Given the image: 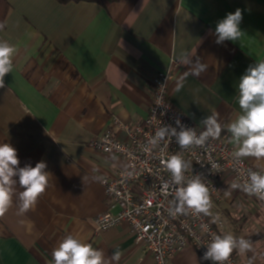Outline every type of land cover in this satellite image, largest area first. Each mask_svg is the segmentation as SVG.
Wrapping results in <instances>:
<instances>
[{
	"label": "crops",
	"instance_id": "1",
	"mask_svg": "<svg viewBox=\"0 0 264 264\" xmlns=\"http://www.w3.org/2000/svg\"><path fill=\"white\" fill-rule=\"evenodd\" d=\"M10 8L0 42L15 51L0 89V143L11 144L20 167L39 161L50 172L36 204L19 213L16 186L0 217V264H53L52 251L69 234L104 252L110 264H153L151 254L126 223L96 231L108 211L103 178L126 167L124 159L91 149L89 142L112 130L114 119L142 123L148 116L153 79L171 71L173 105L202 131L218 113L220 139L236 145L227 125L241 114L238 82L250 65L264 60V0H7ZM242 11L237 41L216 44L215 28L228 13ZM187 54L207 65L200 76L182 62ZM258 170L264 158L244 157ZM222 180L223 199L209 217H221L223 235L251 242L234 250L240 264H264V203ZM114 209L112 212L116 213ZM192 247L171 264H205Z\"/></svg>",
	"mask_w": 264,
	"mask_h": 264
},
{
	"label": "built area",
	"instance_id": "2",
	"mask_svg": "<svg viewBox=\"0 0 264 264\" xmlns=\"http://www.w3.org/2000/svg\"><path fill=\"white\" fill-rule=\"evenodd\" d=\"M171 78V71L160 72L154 77L153 100L142 123L127 124L114 119L115 126L125 133V138L108 129L88 145L100 153L119 156L126 163L116 176L105 177L101 181L108 211L95 218L96 231L126 223L135 240L151 254L153 264H171L173 257L187 247L194 248L202 257L211 236H223L225 226L221 217L212 219L191 209L171 214L172 188L179 186L173 185L171 173L160 163L162 158L180 154L191 163V168L184 172L182 184L186 185L188 180L199 175L209 190L210 207L223 199L222 180L227 175L236 184L243 185L249 170L264 172L244 157L236 158L235 148L220 138H209L202 147L190 146L186 149L176 144L175 137L166 136L158 144L151 143L157 130L165 125L176 127L179 131L176 118L181 124L194 128L197 135L201 133L200 128L173 105L169 93ZM213 163L219 166L218 169L212 168ZM165 182L170 185L167 196L161 191ZM259 200L264 203V200ZM114 209L118 211L112 212ZM205 264L212 262L205 261ZM224 264H240L235 251Z\"/></svg>",
	"mask_w": 264,
	"mask_h": 264
},
{
	"label": "clouds",
	"instance_id": "3",
	"mask_svg": "<svg viewBox=\"0 0 264 264\" xmlns=\"http://www.w3.org/2000/svg\"><path fill=\"white\" fill-rule=\"evenodd\" d=\"M243 16L241 9L234 13H228L220 20L215 28L216 44L225 41H237L243 35L239 25ZM2 27V25H0ZM15 49L7 42H0V89L5 88V76L12 70V56ZM182 62L190 66L191 74L200 76L207 70V65L201 63L197 57L195 61L187 54L182 57ZM238 104L241 114L227 125V131L236 145L234 153L236 158L255 157L264 158V60L250 65L238 82ZM205 130L197 135L194 128L181 124L179 118L175 123L179 128L165 125L157 130L152 144H158L167 137H175L176 144L181 149L190 146L202 147L209 138H219L223 130L218 121V113L205 117L202 121ZM161 165L172 176V188L174 199L170 208L171 214L185 213L186 209L195 213L209 214L210 199L209 190L202 182L199 175L182 184L184 172L191 168V163L182 158L180 154H174L167 159L160 160ZM213 163L212 168L218 169ZM47 164L39 161L33 167L25 164L20 167L17 150L9 143H0V217L8 211L16 186L19 191V213L23 214L32 208L41 194L44 193L50 172L46 171ZM170 185L163 183L161 191L165 196L169 194ZM233 188L242 187L250 195H255L264 200V172L249 170L247 180L243 185L234 183ZM252 248L251 242L243 237H235L232 234L211 236L206 250L200 258L203 261H211L212 264H224L234 250L246 253ZM120 253L114 252L107 260L102 250L94 248L91 244L78 239L74 235H67L52 251L53 264H110V261H119ZM248 264H254L253 258H249Z\"/></svg>",
	"mask_w": 264,
	"mask_h": 264
},
{
	"label": "trees",
	"instance_id": "4",
	"mask_svg": "<svg viewBox=\"0 0 264 264\" xmlns=\"http://www.w3.org/2000/svg\"><path fill=\"white\" fill-rule=\"evenodd\" d=\"M61 3H67L70 1H95V2H99L103 5H107L113 2H116L118 0H58ZM10 5L8 3L7 0H0V25H2V27L4 26V21H5V17L7 15V12L9 11ZM0 27V29L2 28Z\"/></svg>",
	"mask_w": 264,
	"mask_h": 264
}]
</instances>
